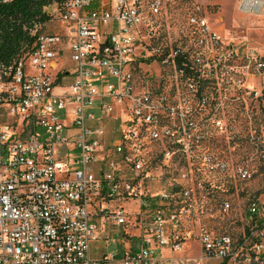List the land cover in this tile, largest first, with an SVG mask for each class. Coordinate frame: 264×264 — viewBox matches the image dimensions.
<instances>
[{
    "label": "built area",
    "instance_id": "2783aa9c",
    "mask_svg": "<svg viewBox=\"0 0 264 264\" xmlns=\"http://www.w3.org/2000/svg\"><path fill=\"white\" fill-rule=\"evenodd\" d=\"M11 1L0 0V5ZM237 2L246 16L264 15V0ZM158 10L159 3L152 2L150 12ZM44 12L53 13L58 32L46 35L34 25L33 49L0 65V264H158L155 242L157 249H182V241L166 232L177 220L150 208L149 199H137L132 188L121 195L115 170L106 169V147L122 154L125 144L138 137L135 128L154 122L149 96L135 94L132 86L135 52L145 48L137 32L139 1L64 0ZM198 25L203 29L206 22ZM146 55L160 56L156 50ZM167 55L163 61L167 57L165 62L176 67L181 54ZM62 58L74 64L72 74L59 64ZM124 102H130V113L113 116L114 107L122 112ZM112 119L118 124L116 138L106 146V124ZM150 137L157 139V132ZM70 152H76L78 166L72 171L66 168ZM215 168L226 170L224 164ZM235 175L243 181L251 177L241 166ZM120 195L139 201L135 212L112 208ZM228 210L227 203L222 205L223 212ZM107 226L122 228L138 249L121 260L114 255L93 260L91 244ZM239 236L202 231L196 238L201 259L264 264V202L247 207Z\"/></svg>",
    "mask_w": 264,
    "mask_h": 264
},
{
    "label": "rangeland",
    "instance_id": "374dc122",
    "mask_svg": "<svg viewBox=\"0 0 264 264\" xmlns=\"http://www.w3.org/2000/svg\"><path fill=\"white\" fill-rule=\"evenodd\" d=\"M138 1L137 32L145 48L135 52L132 86L135 94L149 96L154 122L136 127L138 137L122 154L106 147V169L115 170L121 195L132 188L137 199H149L150 208L177 220L166 232L182 241V249H157L155 242L158 264H222L201 259L197 236L202 231L240 234L247 201L264 202V15L242 14L237 0ZM154 1L156 14L150 12ZM203 20L202 29L198 22ZM50 21L46 35L60 29L55 18ZM153 50L160 56L147 59ZM172 51L184 57L190 75L165 62L167 57L163 61ZM59 64L72 74L74 64L67 58ZM130 106L124 102L122 112L114 107L113 116L126 118ZM117 126L114 119L106 124V146L116 138ZM153 131L157 139H151ZM75 156L70 152L68 170L78 169ZM217 164L226 170L219 172ZM240 166L251 173L246 181L235 175ZM162 194L166 198L160 200ZM121 195L112 208L135 212L139 201ZM125 233L137 235L133 229ZM136 249L138 243L125 238L122 228L107 226L94 242L93 255L121 260Z\"/></svg>",
    "mask_w": 264,
    "mask_h": 264
},
{
    "label": "trees",
    "instance_id": "16d2710c",
    "mask_svg": "<svg viewBox=\"0 0 264 264\" xmlns=\"http://www.w3.org/2000/svg\"><path fill=\"white\" fill-rule=\"evenodd\" d=\"M64 0H12L0 5V65H9L18 56L30 52L36 42L37 36L30 34L34 25L41 26L43 32L51 16L44 12L49 5H60ZM43 34H47V31ZM182 55L176 58L177 70L188 74V65ZM254 199L247 201L245 208L253 204ZM245 209V210H246ZM234 239H239V234L225 233Z\"/></svg>",
    "mask_w": 264,
    "mask_h": 264
},
{
    "label": "crops",
    "instance_id": "0c3cea01",
    "mask_svg": "<svg viewBox=\"0 0 264 264\" xmlns=\"http://www.w3.org/2000/svg\"><path fill=\"white\" fill-rule=\"evenodd\" d=\"M93 245L94 243L91 244V247H90V257L93 259V260H99L102 256L100 255H97L96 257L93 255Z\"/></svg>",
    "mask_w": 264,
    "mask_h": 264
}]
</instances>
